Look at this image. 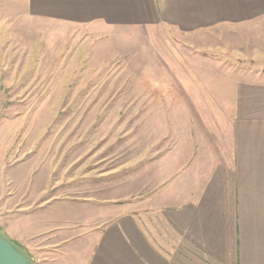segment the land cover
<instances>
[{"label": "crops", "instance_id": "0c3cea01", "mask_svg": "<svg viewBox=\"0 0 264 264\" xmlns=\"http://www.w3.org/2000/svg\"><path fill=\"white\" fill-rule=\"evenodd\" d=\"M0 11L17 27L27 14L86 28L100 47L123 34L197 40L248 26L264 0H0ZM242 74L182 84L225 98L210 95L209 118L162 158L171 174L146 196L107 208L59 197L41 172L24 187L0 184L2 229L37 264H264V72Z\"/></svg>", "mask_w": 264, "mask_h": 264}, {"label": "rangeland", "instance_id": "374dc122", "mask_svg": "<svg viewBox=\"0 0 264 264\" xmlns=\"http://www.w3.org/2000/svg\"><path fill=\"white\" fill-rule=\"evenodd\" d=\"M15 18L0 11L1 20L15 23L0 25V184L6 187H24L42 172L59 197L107 208L144 197L171 174L162 158L194 136L197 118H209L210 95L219 103L225 98L182 84L219 86L242 72H264V17L197 40L157 30L123 34L100 47L86 28L27 14L17 27ZM1 223L0 214L2 229Z\"/></svg>", "mask_w": 264, "mask_h": 264}, {"label": "water", "instance_id": "95a60500", "mask_svg": "<svg viewBox=\"0 0 264 264\" xmlns=\"http://www.w3.org/2000/svg\"><path fill=\"white\" fill-rule=\"evenodd\" d=\"M0 264H37L28 250L0 228Z\"/></svg>", "mask_w": 264, "mask_h": 264}]
</instances>
